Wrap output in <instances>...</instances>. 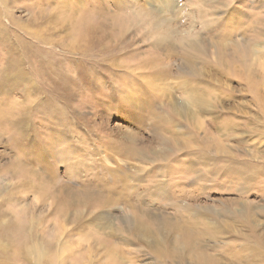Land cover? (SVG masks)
<instances>
[{
    "label": "rangeland",
    "instance_id": "obj_1",
    "mask_svg": "<svg viewBox=\"0 0 264 264\" xmlns=\"http://www.w3.org/2000/svg\"><path fill=\"white\" fill-rule=\"evenodd\" d=\"M140 91L173 119L176 140L159 129L176 149L159 144L152 120H125L122 103ZM0 111L15 122L2 120L0 130V244L11 263L24 226L33 245H56L53 264H177L179 252L185 264H233L222 247L236 248L245 231L244 239L219 236L198 250L183 242L181 234L195 241L206 231L186 208L209 215L218 209L210 195L232 191L230 184L210 191L196 174L181 178L184 168L202 169L179 144L264 166V0H0ZM61 122L74 124L63 130ZM146 148L177 151L160 164L177 185L161 216L145 213L156 208L146 194L157 187L136 182L140 163L131 151ZM82 188L103 199L75 204L72 191ZM232 194L264 210V193L247 198L235 186ZM240 260L264 264V256Z\"/></svg>",
    "mask_w": 264,
    "mask_h": 264
},
{
    "label": "bare ground",
    "instance_id": "obj_2",
    "mask_svg": "<svg viewBox=\"0 0 264 264\" xmlns=\"http://www.w3.org/2000/svg\"><path fill=\"white\" fill-rule=\"evenodd\" d=\"M82 22L83 21H80V27H78V35L83 41L85 23L83 24ZM150 98L151 97H149V95L146 96V94L143 91H140L139 97H137L134 102L127 103L128 106L127 104L122 103L124 106L129 107L124 112L125 120H133L135 122H138L142 120L143 117L152 120L155 123V125L152 126V128L154 130V134L158 136L159 144L166 146L171 143L175 146L176 149L177 142L176 141L167 142L165 138L161 136V131L159 129V128H164L165 131L169 130L172 133V138L176 140L178 129L176 128L173 119L167 113H164L162 111L157 112L155 110V101L153 100L154 102L152 103ZM191 98L195 101L196 100L195 94H191ZM2 112L4 111L2 110ZM2 112L0 111V130L2 129L1 121L2 120L5 121L4 119H6V121L9 122L8 123L9 125L15 124L14 120H10L9 118H6ZM73 124L74 123L72 122H61L60 127L61 129L65 130L66 128H68V126ZM16 131L17 130H15V132ZM105 145L111 146L112 141L107 140L105 142ZM179 145H180L179 152L180 151L181 152L185 151L188 153L192 152L191 162L199 160L198 164L202 169L201 170L202 172H199L194 169H191L190 167L184 168L186 172L184 171V173L181 175V178L182 176L185 175L191 176L193 174H196L195 178L202 180L205 179L208 182L210 191L218 190L220 186L223 188V185L226 184H230L229 189H231L232 193L235 192V186H237V189L242 194L244 192H247V189L250 188L252 190L250 194L247 193H245L246 195L243 194L247 198H249L250 196L255 197L257 194L262 195L264 193V168H262L264 166H255L253 163H251V162H257L255 158L250 157L251 159H246L243 155H238V156H234L231 159H225L224 157H226V155H231V153L228 152L225 153L223 150H221L217 152L214 158L212 157L213 159H210L206 156V154H203L204 153L203 145L198 147L196 145L193 146V145L181 144V143ZM166 150L156 151V149L150 150L146 148V150L143 153L137 151L136 149H132L131 151L132 154L137 157L138 162L140 163V168H139L140 174L137 175V177L138 176L139 177L136 179V182L144 179L146 180V184L148 187L149 186L157 187L155 191H151L146 194V199L149 202V204L150 203L157 204L155 205L156 208H151L150 206H147L145 208L146 215L152 216L154 214H158L161 216L163 207L167 205L166 202L170 201L172 206L173 205L172 202H174L173 196L174 194H177V185H170L167 183L168 179L173 177L172 175L173 170L169 169L165 165L166 163H164V165L167 167L165 169L160 165L164 161L167 162V160L171 156L177 154V151L172 150L171 155H168L166 154L167 152ZM186 160L188 159L186 158ZM261 162L263 164V161ZM153 166L155 168H152ZM115 167L116 169L119 168L118 165H116ZM111 169L114 170H107L106 172L111 173L112 171H115V168H111ZM118 170L121 171L120 169ZM149 174L152 177H150ZM155 183H159V184H155ZM183 183L184 181L182 180V184ZM232 193H230L229 191L228 192L224 191L222 195L221 193L220 194L218 193L219 196H217L216 198L215 196L217 193H212L209 198L212 200V203H214L215 206H218V209L213 210L214 212L213 211L211 212L209 210L208 211L209 215L208 213H206L207 215H203V214L199 215L196 210H192V208L188 206L186 208V211L187 214L190 215L191 223L193 225L201 226L202 229L206 231H198L202 235L199 236L195 241L191 240L193 235L190 234H181V237L183 239L184 244L188 248L193 250H198L199 246L214 244L216 239L219 238V236H229L230 234H234L238 239L241 240L244 239L245 236L247 235L246 240H244L240 244H237L236 248H231L230 244H225L224 245L225 248L224 247L222 248L223 250L229 251L228 259L230 261L233 259L234 261H231L233 264L235 263L241 264L242 261L240 260V258L242 256H243V260L248 258L251 263H255L258 261L259 257L264 256V229H263L264 225L261 226L258 220H256L255 216L260 217V219L264 220V210L261 211L260 213V210L263 208L259 209L253 207V204L251 202L250 203L246 202L245 199H243L244 201L242 202L240 200L241 198L237 196L234 199L231 197L233 196ZM179 194L181 196H185V191L180 192ZM72 197L76 202L75 204H80L81 199L84 197L86 198L94 197L98 202H100L103 199L102 195H96L92 193L91 190L88 188H82L81 190L74 192L72 191ZM174 197H177V195ZM214 199H218V200H214ZM60 202L62 205L63 204L71 205V203L67 200V197L63 194H60ZM234 204H236V206L239 207L238 214H233L232 212H229L230 207ZM3 215L4 212L0 211V224L2 223L1 217H3ZM150 224L151 223H149V225ZM165 224H166L165 222L162 223L163 226ZM19 227H21L20 230L23 232H22L21 244L14 257L16 260L15 264H25V262L27 264H46L45 260L48 261V264H53L55 261V254L52 253V251L54 250V247L56 245H54L53 243H48L46 244L47 246L41 244L33 245L32 240L29 238V230H26L24 226H19ZM237 227H241V230L234 231L233 229ZM167 228L168 227H165V229ZM173 230L174 228L172 229V231ZM213 230L217 231L216 235L214 234ZM244 231L247 233L246 235L242 234ZM2 233L3 231L2 228L0 227V237ZM177 233H179V231H177ZM94 238L96 240H100L97 237ZM156 239L157 236L151 233L150 240L152 242H156ZM175 239L176 238H173L172 242ZM161 243L162 241H160L159 246L162 248ZM93 244L98 245L97 242H93ZM40 246L43 247L44 253L42 252ZM188 248L186 249V252L188 251ZM176 257H177V264H185V258H186L185 252L177 253ZM199 257L203 258L204 253H200ZM209 263L212 264L207 259L206 264ZM0 264H13L10 262L9 258H6L4 256V252L1 244H0Z\"/></svg>",
    "mask_w": 264,
    "mask_h": 264
}]
</instances>
